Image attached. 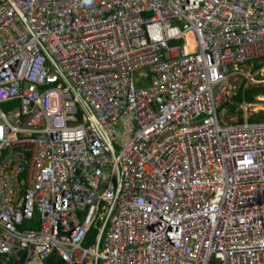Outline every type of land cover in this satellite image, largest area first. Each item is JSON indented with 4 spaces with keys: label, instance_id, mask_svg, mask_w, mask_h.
<instances>
[{
    "label": "built area",
    "instance_id": "built-area-1",
    "mask_svg": "<svg viewBox=\"0 0 264 264\" xmlns=\"http://www.w3.org/2000/svg\"><path fill=\"white\" fill-rule=\"evenodd\" d=\"M262 56L264 0H0V264H264Z\"/></svg>",
    "mask_w": 264,
    "mask_h": 264
},
{
    "label": "rangeland",
    "instance_id": "rangeland-1",
    "mask_svg": "<svg viewBox=\"0 0 264 264\" xmlns=\"http://www.w3.org/2000/svg\"><path fill=\"white\" fill-rule=\"evenodd\" d=\"M260 63V60L257 61ZM241 72L243 74H233L230 79L231 90L227 93L225 100H222L223 103L226 100H231L235 91L239 88L243 82L244 87H251L262 85L264 86V64L260 65L258 68L253 69V63H247L242 65ZM220 103V104H221ZM2 108V106H0ZM239 108L235 109L234 113H230L226 108H223L221 111V118L223 121H237V111ZM242 117H257L263 115L264 117V95L254 96V102L250 103L246 107L245 111L241 112ZM33 221L28 220V224L32 225Z\"/></svg>",
    "mask_w": 264,
    "mask_h": 264
},
{
    "label": "trees",
    "instance_id": "trees-1",
    "mask_svg": "<svg viewBox=\"0 0 264 264\" xmlns=\"http://www.w3.org/2000/svg\"><path fill=\"white\" fill-rule=\"evenodd\" d=\"M259 60H260V63H257V61ZM248 63H250V61H248ZM251 63H253V69L258 68L260 65L264 64V56L253 59ZM256 95H264V86L257 85V86H251V87H244L243 82H242L239 88L235 91L233 96L230 98L231 100H226L219 105L218 111L221 112L223 108H226L228 112L234 113L235 109L238 108V104L242 100H245L248 103H252L254 102V96ZM3 107L5 108L6 105H4ZM237 114H238L237 121H242L241 111H239V109L237 111ZM249 120L250 121L264 120V117L263 115L257 116V117L252 116L249 118ZM35 226H37L36 222L33 221L32 225H29L28 222H25L23 227L33 228ZM93 235H94V231H90L88 235V240H91ZM44 264H63V262L59 257L55 255H51L45 260Z\"/></svg>",
    "mask_w": 264,
    "mask_h": 264
}]
</instances>
